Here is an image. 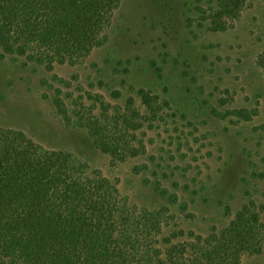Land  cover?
Listing matches in <instances>:
<instances>
[{"label":"rangeland","instance_id":"374dc122","mask_svg":"<svg viewBox=\"0 0 264 264\" xmlns=\"http://www.w3.org/2000/svg\"><path fill=\"white\" fill-rule=\"evenodd\" d=\"M214 3L122 0L78 65L0 50V129L71 153L117 186L125 214H154L161 239L227 228L249 194L264 225V0L225 31L205 19ZM243 264H264V245Z\"/></svg>","mask_w":264,"mask_h":264},{"label":"trees","instance_id":"16d2710c","mask_svg":"<svg viewBox=\"0 0 264 264\" xmlns=\"http://www.w3.org/2000/svg\"><path fill=\"white\" fill-rule=\"evenodd\" d=\"M121 1L0 0V50L48 69L81 64L107 43ZM249 1L215 0L205 19L225 31ZM257 64L264 73V52ZM117 196L116 185L71 153L0 129L1 264H243L264 245L251 194L227 228L177 243L160 238L154 214H125ZM149 237L153 244H143Z\"/></svg>","mask_w":264,"mask_h":264}]
</instances>
